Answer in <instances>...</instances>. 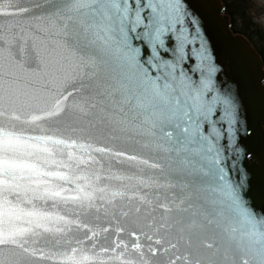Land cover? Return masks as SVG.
Instances as JSON below:
<instances>
[{
    "label": "snow or ice",
    "instance_id": "1",
    "mask_svg": "<svg viewBox=\"0 0 264 264\" xmlns=\"http://www.w3.org/2000/svg\"><path fill=\"white\" fill-rule=\"evenodd\" d=\"M185 15L181 0H0V264H152L165 254L167 264H264V219L244 207L214 142L216 105L228 117L234 105L206 99L216 69L199 31L177 27ZM121 140L155 158L112 146ZM110 208L178 239L142 233L144 245L133 231L129 246L124 228L81 219ZM74 229L84 238L70 239Z\"/></svg>",
    "mask_w": 264,
    "mask_h": 264
},
{
    "label": "water",
    "instance_id": "2",
    "mask_svg": "<svg viewBox=\"0 0 264 264\" xmlns=\"http://www.w3.org/2000/svg\"><path fill=\"white\" fill-rule=\"evenodd\" d=\"M21 7H33L36 0H18ZM185 10L184 22L180 27L195 28L208 49L209 61L215 67L213 74L214 89L208 94L212 96L227 97L234 105L231 117L225 115L224 109L217 104L211 119L216 121L215 128L219 130L220 138L217 146L221 149L220 167L227 174L228 181L237 190L238 195L257 219H264V67L260 54L243 35L234 32L230 27L229 16L223 12L221 0H181ZM195 21V24L192 23ZM199 64L200 62L197 61ZM97 138L104 141L97 134ZM117 150L133 152L154 159L152 153L139 148L138 145L126 141H116L112 145ZM113 171L122 174H131L126 165H114ZM154 170L145 169L144 174H153ZM159 175L158 173H156ZM114 187H119L120 181H111ZM208 199L217 201L225 200L220 193H201ZM121 203H127L122 201ZM226 207L225 205H220ZM235 215V213H230ZM159 213H156L159 218ZM89 227L99 231L103 227L115 229L122 227L125 232L120 234V239L131 246L134 238L129 233L135 231L140 234V243L147 245L149 242L142 233L160 238L165 242H175L178 237L175 231L155 233L148 227L149 221L144 216L129 215L113 216L109 209L107 216L88 213L81 217ZM84 231L73 230L70 239H83ZM107 237V239H105ZM116 238L114 231L102 233L98 238L104 246H109ZM208 242L223 243V234L206 232L201 236ZM183 248L180 249V252ZM201 251H206L201 249ZM177 252L176 254H180ZM167 255L150 257L152 264H167ZM47 264V262H41ZM238 264V257H236Z\"/></svg>",
    "mask_w": 264,
    "mask_h": 264
},
{
    "label": "rangeland",
    "instance_id": "3",
    "mask_svg": "<svg viewBox=\"0 0 264 264\" xmlns=\"http://www.w3.org/2000/svg\"><path fill=\"white\" fill-rule=\"evenodd\" d=\"M233 30L243 35L260 54L264 67V0H221ZM226 7L227 10H224Z\"/></svg>",
    "mask_w": 264,
    "mask_h": 264
},
{
    "label": "trees",
    "instance_id": "4",
    "mask_svg": "<svg viewBox=\"0 0 264 264\" xmlns=\"http://www.w3.org/2000/svg\"><path fill=\"white\" fill-rule=\"evenodd\" d=\"M224 10H227L226 7L224 8ZM230 27H231V29L233 30L234 27H233V24H232V23H230ZM233 31H234V30H233ZM234 32H235V31H234Z\"/></svg>",
    "mask_w": 264,
    "mask_h": 264
}]
</instances>
